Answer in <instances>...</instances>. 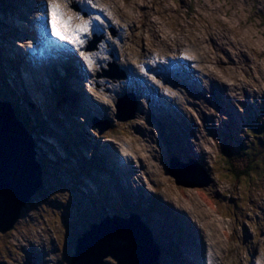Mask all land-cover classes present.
<instances>
[{
    "label": "rangeland",
    "instance_id": "obj_1",
    "mask_svg": "<svg viewBox=\"0 0 264 264\" xmlns=\"http://www.w3.org/2000/svg\"><path fill=\"white\" fill-rule=\"evenodd\" d=\"M106 4L111 11H121L123 13H127L133 4L135 8L140 9L141 13L144 12L145 8H148L147 14H149L150 20L154 21L155 24L153 31L149 30V26H147L148 31L143 28L142 38L146 39L147 48L152 47V49L149 48V51L154 50L156 52V57L151 64L155 69L159 70L157 74L160 76H162L161 70L164 69L163 64H167L169 59L179 57L185 59L186 54L190 57L192 55L196 56L197 52L193 43L200 46L199 53L203 61H200L201 66L198 69L207 80L211 81L206 83L205 87L207 90L212 87V91L209 92L211 96H208V100L211 98L212 101L208 105L201 98L198 101L196 100L195 104L199 107L195 110L199 114H194L193 106L185 105V103L178 104L176 101L181 108V112L190 120L191 127L187 128L182 121L178 125H174V127L171 126V129L177 134L175 138L185 144L186 142L184 141L193 140L195 134L198 136L197 143L204 159L202 167L208 171L206 173L209 175V179L212 180V184L207 188H192L198 185L193 177L201 178V172L196 170L193 173H184L180 178V183L186 185L188 189L176 186L167 176L165 170L167 155H165L164 159L161 157L158 161L157 157L155 159L152 148H150L149 156L155 167L151 177L146 179L145 175H141L145 178L143 180L146 184L145 191L151 190L154 192V188H158L155 195L162 198L161 201L168 202L173 206L174 200H177L178 205L174 206L178 207L181 204L179 200H184L189 205V210L199 222L204 224L207 232L211 235L212 254L216 256V259L220 257L219 263L246 264L248 252L244 253L243 245L236 241L229 243L228 235L231 233V221L223 216L224 213L221 209L214 207V201L212 200H218V205L221 208L225 206L232 207L233 203L235 205L240 200H248L251 196L247 191L253 186L261 189V191L256 193L259 200L256 201L254 197L255 207L264 199V145L261 153L256 156L262 162L255 170V175L250 178L251 182L242 180V186L238 189H233L232 187H236V184L225 180L226 176L222 172H216V168L220 167L218 157L223 151L225 141L232 146H236V143L241 145L251 143V147H253L254 141L261 140L260 146L264 142V135L262 134H260L262 135L261 137L257 134H253L252 137V129L256 131L257 127H260L262 128L261 130L259 129L260 131L264 130V0H107ZM1 5L2 2L0 1V9ZM114 5L118 9L117 11ZM135 8H132L131 12H136ZM14 10L15 6L13 7V12ZM128 13L130 14V11ZM44 15L45 13L40 11L37 15V20L42 22ZM1 16L2 14L0 13V30H6L8 35L14 30L15 24L18 25V22H23L24 20L13 19L15 21L13 23L11 18L2 19ZM26 23L28 26L31 25L30 21ZM168 28L181 31L196 28L202 31L203 34L199 33L195 40L193 35H176L175 32L168 30ZM156 32H159V35ZM192 33H195V31L192 30ZM22 37L24 38L22 41L29 46V49L36 45L26 33ZM19 38L20 36H18L16 41L19 42ZM211 39L213 40L210 41ZM163 40L166 45L163 44ZM202 42L206 43L205 48H203ZM0 43L3 47L6 46L3 40ZM11 43L13 41L8 42L6 46L5 59L7 57L12 58ZM32 43L33 45H31ZM12 49L18 51L16 48ZM171 49L173 51L168 52ZM205 51L208 52L205 53ZM1 53L0 49V56L2 55ZM30 54V57L35 56L34 51ZM13 55L15 56V54ZM19 57L22 58V56ZM2 66L4 71H6L8 80L0 72V101L8 100L14 102L10 97L12 99L15 98V107L20 117H22V113L23 115L25 114V110H29L34 119H39V121L43 122L38 117V111L41 110V116L45 119V126L42 124L40 127H34L32 122H28L30 123L29 127L35 130L32 138L35 144H39L40 158L44 166L43 172L45 180H48V186L45 191H51L49 190L51 183L54 187V194L50 195L49 193L48 198L42 196L40 201H37V198L33 199L36 200L32 202L34 207L30 208L28 216H24L16 231H12L11 235L7 234L6 237L0 234V264H26L28 260L26 256H23L22 252L24 247H33L36 250L40 245L45 244V247L48 248L49 243L52 241L55 248L61 249L63 241L67 240L66 230L72 229L74 234L79 235L85 231L86 224L93 216L103 217L105 211L100 209L94 212L90 211L87 214L82 212L83 215L79 210L74 211V205L78 209V204H76L78 200L80 198L87 200L89 195L70 194V189L68 188L69 177L65 175L61 168L56 166L58 161H67L65 156H70V154L67 151L65 152V148L62 145L66 142L65 129H62L64 122L62 125H56L50 118L52 110L46 98L48 87L45 90L41 89V81L36 82L35 77H30L31 86L26 89L28 95L23 96L22 87L16 85L18 81H15L13 85L11 79H9L13 74L7 66V61L3 62ZM45 80L48 81L47 78ZM32 89L34 90L33 92L30 91ZM38 93H41L42 96L40 97ZM17 97H19V104L17 103ZM36 101L37 103H35ZM243 102L244 104L247 102L246 109L242 108L241 104ZM101 104L106 107L105 112L111 115V110H107L108 104L106 102H101ZM36 106L40 110L36 109ZM198 115L200 116L199 120L196 118ZM57 116L62 121H65V117L60 113H57ZM134 120H136V117ZM138 123L139 121L135 122L136 125ZM47 130H51V132L47 133ZM75 135L76 138H81L82 140L88 137V134L83 129H77ZM134 136H138V134ZM131 137L133 136L127 133L126 135L124 134V138L122 135L121 140L125 144L130 141L134 142ZM194 141L196 144L195 139ZM146 144L150 145L148 141H146ZM140 146H142L141 142ZM84 148L89 149V145L84 146ZM141 150L146 151L142 147ZM186 154H180L179 157L182 159ZM77 160L78 156L76 157ZM59 166L65 167L68 174L71 171V167L80 170L77 174L81 175L83 173L81 172L82 168L80 169L72 161L70 163L67 161L65 166L59 162ZM211 168L212 170L210 171ZM141 170V166L136 168V172ZM144 171L147 174V170L145 169ZM187 176H190V178ZM79 178L89 181L86 175H82ZM198 190H203L206 196L209 195L212 198H206ZM40 193L37 197H40ZM228 194H230L229 198L226 197ZM223 200L227 202V205L222 204ZM228 200H232V203H229ZM57 204L60 205L59 209ZM75 221L78 223H75ZM164 221L166 219L161 217L160 222ZM211 221L214 222L212 223ZM237 235L241 238L243 237V232L238 231ZM41 240L44 242H40ZM74 241L75 238L72 237L71 243H68L69 246L64 252L65 254L70 253L68 250L72 252ZM254 245L253 249L260 252L259 254H254L252 260H257L264 264V230L257 245L255 242ZM62 255L63 251L57 252L55 256H52L50 252V255L45 257L48 260L47 264H57ZM227 255L230 256L229 263H227ZM166 262L167 260L163 259L161 264ZM63 264H66V261ZM169 264L171 263L169 262Z\"/></svg>",
    "mask_w": 264,
    "mask_h": 264
},
{
    "label": "water",
    "instance_id": "obj_2",
    "mask_svg": "<svg viewBox=\"0 0 264 264\" xmlns=\"http://www.w3.org/2000/svg\"><path fill=\"white\" fill-rule=\"evenodd\" d=\"M32 136L8 102H0V232L13 229L23 206L40 186ZM177 167V166H176ZM190 169V167H188ZM173 169V168H172ZM171 169V170H172ZM170 174L181 185L176 168ZM196 170L202 172L197 166ZM26 182H25V181ZM183 186H186L182 184ZM145 251L149 252L146 257ZM158 256L148 230L137 218L92 226L77 240L70 264H155Z\"/></svg>",
    "mask_w": 264,
    "mask_h": 264
},
{
    "label": "snow or ice",
    "instance_id": "obj_3",
    "mask_svg": "<svg viewBox=\"0 0 264 264\" xmlns=\"http://www.w3.org/2000/svg\"><path fill=\"white\" fill-rule=\"evenodd\" d=\"M86 2L91 7L97 9L98 12L105 11L101 5L95 4L93 0H86ZM64 7L65 5L57 3V0H48L46 6V23L49 28V35L56 41L76 47L83 43L81 37L89 33L92 27L90 21L101 22V18L99 15H96L90 16L89 19L81 20L80 16L77 15L75 19L79 23L73 25L72 19L63 11ZM85 59L87 58L85 57Z\"/></svg>",
    "mask_w": 264,
    "mask_h": 264
},
{
    "label": "trees",
    "instance_id": "obj_4",
    "mask_svg": "<svg viewBox=\"0 0 264 264\" xmlns=\"http://www.w3.org/2000/svg\"><path fill=\"white\" fill-rule=\"evenodd\" d=\"M255 132L257 135H264V130L260 131L262 128L257 127ZM260 129V130H259ZM260 135V137L262 136ZM253 142V141H252ZM259 142H253V144L259 146ZM237 144V143H236ZM259 154L254 151V148L248 150H243L241 148L233 151L229 146L225 145L223 151L219 154V161L221 166L219 167L222 173L228 177L234 184L238 185L241 180H249L253 176L257 167L262 162L261 159L256 158ZM222 167V168H221ZM261 177V176H257Z\"/></svg>",
    "mask_w": 264,
    "mask_h": 264
},
{
    "label": "bare ground",
    "instance_id": "obj_5",
    "mask_svg": "<svg viewBox=\"0 0 264 264\" xmlns=\"http://www.w3.org/2000/svg\"><path fill=\"white\" fill-rule=\"evenodd\" d=\"M31 10L34 11V7H33V6H32V7H29V8L27 9V11H31ZM205 45H206V43H205V42H202V46H203V48H205ZM189 49H190V48H189ZM207 52H208V51H205V53H207ZM74 88L76 89V87H73V90H74ZM30 91L33 92L34 90L32 89V90H30ZM77 96H81L80 99L83 98L82 95H77ZM184 124H185V122H184ZM168 125H169V124H168ZM185 125H186V124H185ZM186 127H187V126H186ZM192 151L195 153V149H192ZM193 152H189V153H193ZM187 153H188V152H187ZM191 155H192V154H191ZM192 158H193V157H192ZM113 162H115V161L113 160ZM113 162H112V164L115 165V163H113ZM137 168H138V167H137ZM24 181H25V180H24ZM25 182H26V181H25ZM87 201L94 203V199H93L92 197H90V195L88 196ZM205 212H206V211H205ZM211 222H212V221H211ZM213 222H214V221H213ZM213 222H212V223H213ZM216 222H218V221H216ZM216 222H215V223H216ZM215 226H216V225H215ZM215 226H214V227H215ZM215 228H217V227H215ZM223 233H224V232H223ZM41 242H44V241L41 240ZM148 253H149V252H146V251H145V256H144V257H146V255H147Z\"/></svg>",
    "mask_w": 264,
    "mask_h": 264
}]
</instances>
